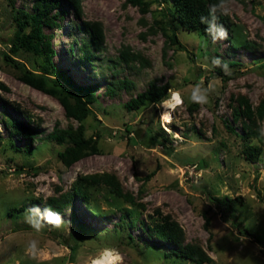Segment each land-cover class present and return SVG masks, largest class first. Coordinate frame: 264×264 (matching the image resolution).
<instances>
[{
	"label": "rangeland",
	"instance_id": "1",
	"mask_svg": "<svg viewBox=\"0 0 264 264\" xmlns=\"http://www.w3.org/2000/svg\"><path fill=\"white\" fill-rule=\"evenodd\" d=\"M147 1L150 9L143 13L125 0H82V21L101 23L105 38L104 48L93 52V62L82 59L88 35L72 13L59 19L61 28L44 29L55 51L54 68L80 87L98 86L86 136L99 135L100 153L66 168L58 158L64 146L49 141L48 135L77 122L66 118L57 99L24 84L19 70L4 59L8 54L28 70L42 72L41 59L24 50L10 51L17 11L33 12V1L0 0V84L6 87L0 89V264H37L24 253L32 238L50 250L47 264H87L105 246L118 248L124 264H194L166 257L171 247L149 237L145 227L158 220L157 212L170 215L183 229L185 243L202 247L211 264H264V118L254 127L262 142L255 135L243 140L242 119H233L241 98L253 109L264 99V0H230L226 6L231 15H222L228 39L216 43L211 36L183 29L169 15L179 45L163 33L167 20L162 13L172 10V3ZM125 48L146 64L119 62ZM215 57L231 66H214ZM124 80L131 85L119 87ZM202 81L205 87L211 81L215 91L209 90L208 105L191 112L193 87ZM151 82L169 84L184 97L167 125L170 131L161 125L162 107H125ZM9 117L38 133L31 153L24 150L29 142L6 125ZM247 143L261 146L258 160L245 157ZM103 173L115 175L123 191L144 208L115 197L106 186H94L87 189L93 213L77 197L60 212L51 208L64 217L62 229L46 226L36 233L25 223L29 207L37 205L41 217L48 211V198L71 191L80 176Z\"/></svg>",
	"mask_w": 264,
	"mask_h": 264
},
{
	"label": "trees",
	"instance_id": "2",
	"mask_svg": "<svg viewBox=\"0 0 264 264\" xmlns=\"http://www.w3.org/2000/svg\"><path fill=\"white\" fill-rule=\"evenodd\" d=\"M33 12L25 10H18L15 16L17 24L16 39L10 49L11 52L18 53L21 50L32 54L43 61L42 72L35 73L28 70L24 64L18 62L12 56L4 54V59L7 64L12 65L19 70L21 81L31 88L40 91L50 97L57 99L65 111L66 118L69 121L77 122V126L72 124L65 130H55L48 135V140L56 142L64 146V150L58 153V158L66 168H70L78 161L89 156L100 153L98 148L97 137L86 136V120L94 115L91 105L96 102V92L98 86L80 87L70 81L64 73H61L52 65V60L55 51L52 49L51 36L45 34L44 29L47 28H61L58 23L62 19L63 14L72 13L76 21H82L83 8L82 0H32ZM172 3V10L163 11L162 15L167 20L166 28L163 33L173 45H179L180 40L177 36V30L173 27L170 18L178 23L183 29L189 32L201 33L205 37H210L205 32L209 24L213 22V14L209 9L218 4L219 0H161ZM126 4L139 8L143 13L150 9L151 2L147 0H125ZM66 8L67 10H63ZM216 27L223 25L227 27V21L223 18L220 11L214 13ZM204 17V22L201 21ZM82 31L88 35V40H83L81 47L83 60L93 62L96 58L94 51H101L104 48V33L102 25L99 22L82 21ZM168 31L172 32L169 36ZM77 41V38L74 39ZM234 46H236L234 44ZM72 51V48H71ZM119 62L124 64H131L140 62L141 65L146 64L145 60L140 54L130 53L129 48L120 51ZM227 66H231L230 63ZM51 67V69H50ZM218 75L223 76L220 71ZM131 83L127 80L118 83L119 87H127ZM0 89H6L0 84ZM172 89L169 84L158 86L155 82H151L149 88L140 93L137 97L132 98L126 103L125 107L128 111L139 110L148 104L158 105L159 102L167 96L168 90ZM108 91L114 93V88L109 87ZM238 107L233 108V119L237 121L242 119V128L244 134L241 138L248 142L254 135L262 142L261 133L256 131L254 127L258 120L264 118V99L260 104L253 109L250 102L241 98ZM199 105L191 103L189 111L193 112ZM25 121H30L29 116L23 115ZM6 125L10 128L14 135H18L24 140L28 141V146L24 148L25 151L31 153L32 142L38 135L33 128L26 126L19 120L11 117L5 120ZM232 132L234 130L230 128ZM133 130H130L131 133ZM245 157L249 160H258L262 155L261 146L246 144L243 150ZM154 173L147 176L149 180ZM94 186H106L110 192L118 198L124 199L131 205L139 208H144L142 203L136 202L132 194L125 193L118 178L112 174H94L88 176H80L73 183L71 191L61 194L58 197H50L46 202V206L57 209L69 208L74 204L75 199L82 198L86 202V207L89 212L91 210L88 201L87 189ZM259 196L261 193L258 191ZM215 201H218L215 199ZM33 204L34 201L31 200ZM29 204H24L27 207ZM23 207V206H22ZM21 207V208H22ZM60 212V211H59ZM158 220L153 225H146L145 229L149 237L155 238L163 245L170 246V251L166 257L175 256L194 264H211L213 259L204 251L202 247L194 243H185V235L181 226L170 216L162 215L157 212ZM39 218V216H37ZM206 227L210 224V219H206ZM82 226V225H81ZM81 228H85L82 226ZM73 254L77 249L72 248Z\"/></svg>",
	"mask_w": 264,
	"mask_h": 264
},
{
	"label": "clouds",
	"instance_id": "3",
	"mask_svg": "<svg viewBox=\"0 0 264 264\" xmlns=\"http://www.w3.org/2000/svg\"><path fill=\"white\" fill-rule=\"evenodd\" d=\"M229 3L230 0H219L218 4H214L209 9V12L213 14V22L209 24V27L205 29V32L212 37L213 43L228 39V30L223 25L217 29L214 13L219 10L221 15H231V8L226 6ZM204 19V17H201L202 22H204ZM213 65L222 66L223 68L228 67L226 63H222L219 57L213 59ZM209 90L215 91L211 81L208 82L206 87L204 86L203 81L196 84L191 93V102L200 106L208 105L211 102ZM183 104L184 97L181 92L176 89H169L167 96L159 102L158 107L164 109V111L161 112L160 121L165 130H168V124L173 123V112ZM114 154L119 155L120 149H116ZM38 212L39 207L33 205L24 213L25 223L36 233L42 232L46 226H50V229L59 230L66 224L64 217L58 211L53 212L50 207L46 214L39 218H37ZM24 253L27 257L36 261L37 264H47L52 258L50 250L47 247L42 246L41 242L36 238H32L26 242ZM87 264H124V255L114 246H105L93 257H90Z\"/></svg>",
	"mask_w": 264,
	"mask_h": 264
},
{
	"label": "bare ground",
	"instance_id": "4",
	"mask_svg": "<svg viewBox=\"0 0 264 264\" xmlns=\"http://www.w3.org/2000/svg\"><path fill=\"white\" fill-rule=\"evenodd\" d=\"M167 128H168V131H170L169 127H167Z\"/></svg>",
	"mask_w": 264,
	"mask_h": 264
}]
</instances>
